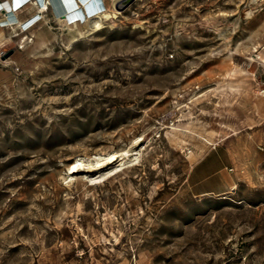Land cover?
Segmentation results:
<instances>
[{"label":"rangeland","instance_id":"obj_1","mask_svg":"<svg viewBox=\"0 0 264 264\" xmlns=\"http://www.w3.org/2000/svg\"><path fill=\"white\" fill-rule=\"evenodd\" d=\"M46 4L0 46V264H264V0ZM214 148L241 182L195 197Z\"/></svg>","mask_w":264,"mask_h":264},{"label":"bare ground","instance_id":"obj_2","mask_svg":"<svg viewBox=\"0 0 264 264\" xmlns=\"http://www.w3.org/2000/svg\"><path fill=\"white\" fill-rule=\"evenodd\" d=\"M31 4H27L30 2ZM50 2L51 8H53L56 16L61 22H65L66 25H72V27H77V25L83 19L86 20L87 25L93 27L95 31H99L103 28L102 20H110L117 18L119 14L117 12V6H120L122 0H113V12H110L105 5L104 0H48ZM34 7H37L40 11L47 10L46 0H3L0 1V13L3 15V19L0 20V46L9 39L5 37L4 33L8 29H15V26L26 25L25 27L34 28L38 24L36 12L30 14L29 17L25 19H20L18 10L22 9L21 12L32 11ZM35 17V18H34ZM28 28V29H29ZM128 156V153L120 154L121 158ZM118 156L115 154L108 155L104 158L95 159L90 166L93 169H97L104 165L110 164L117 160ZM238 165L239 162L235 161ZM83 167L82 163H73L69 168L70 174H73L77 169ZM240 167V166H239ZM238 167V168H239ZM241 170V167L239 168ZM236 188V186H234Z\"/></svg>","mask_w":264,"mask_h":264},{"label":"crops","instance_id":"obj_3","mask_svg":"<svg viewBox=\"0 0 264 264\" xmlns=\"http://www.w3.org/2000/svg\"><path fill=\"white\" fill-rule=\"evenodd\" d=\"M223 152L214 148L195 158L187 177L192 195L220 197L236 189L234 186L237 187L241 182L239 175L234 172L238 165L234 159L236 154Z\"/></svg>","mask_w":264,"mask_h":264},{"label":"water","instance_id":"obj_4","mask_svg":"<svg viewBox=\"0 0 264 264\" xmlns=\"http://www.w3.org/2000/svg\"><path fill=\"white\" fill-rule=\"evenodd\" d=\"M135 0H124L123 2H121L120 6H117L118 9H126L128 8ZM11 54H8L6 56L9 57Z\"/></svg>","mask_w":264,"mask_h":264},{"label":"built area","instance_id":"obj_5","mask_svg":"<svg viewBox=\"0 0 264 264\" xmlns=\"http://www.w3.org/2000/svg\"><path fill=\"white\" fill-rule=\"evenodd\" d=\"M82 20H83V19H82ZM82 20H81V21H82ZM260 94H261V95H264V88L261 90ZM230 171H231V170H230Z\"/></svg>","mask_w":264,"mask_h":264}]
</instances>
